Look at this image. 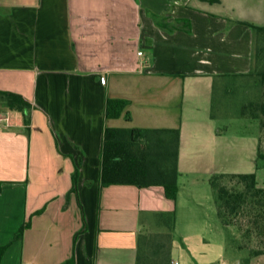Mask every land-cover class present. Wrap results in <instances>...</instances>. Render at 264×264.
Returning <instances> with one entry per match:
<instances>
[{
    "label": "crops",
    "instance_id": "crops-1",
    "mask_svg": "<svg viewBox=\"0 0 264 264\" xmlns=\"http://www.w3.org/2000/svg\"><path fill=\"white\" fill-rule=\"evenodd\" d=\"M253 26L264 0H0V91L32 104L29 131L0 106V264H264L236 247L209 185L254 173L264 189L258 132L220 131L214 112L253 69ZM108 98L129 100L130 121L105 117ZM106 128L179 130L175 201L101 186Z\"/></svg>",
    "mask_w": 264,
    "mask_h": 264
},
{
    "label": "trees",
    "instance_id": "trees-1",
    "mask_svg": "<svg viewBox=\"0 0 264 264\" xmlns=\"http://www.w3.org/2000/svg\"><path fill=\"white\" fill-rule=\"evenodd\" d=\"M211 4L219 0H201ZM156 25L174 31L183 29L190 32L188 21L176 20L172 24L166 19L151 14ZM254 33L253 69L246 75L231 78L254 77L258 89L256 101L242 106L240 115L255 120L259 124L256 168L264 167V27H252ZM130 102L127 99L108 98L105 104V117L117 119L122 114L130 121L126 111ZM0 106L8 111L19 113L29 131L32 104L19 94L0 91ZM179 152L178 129L106 128L103 133L101 151L100 184L131 185L138 188L159 186L165 197L175 201L178 193L177 160ZM77 171L73 174L71 192L76 191ZM215 197L217 216L224 227H236L240 239L235 241L239 250L248 251V258L264 254V189L259 188L256 176L251 174H215L209 179ZM2 182H0V192ZM37 211L35 215L42 213ZM246 219V224L238 220ZM30 221L24 222L13 241L22 240ZM8 245L0 246V260ZM63 264H73L70 258Z\"/></svg>",
    "mask_w": 264,
    "mask_h": 264
},
{
    "label": "rangeland",
    "instance_id": "rangeland-1",
    "mask_svg": "<svg viewBox=\"0 0 264 264\" xmlns=\"http://www.w3.org/2000/svg\"><path fill=\"white\" fill-rule=\"evenodd\" d=\"M228 90L231 91L230 94L223 96L215 93L214 96V107L217 100L220 101V111L218 107L214 110L217 121L218 129L220 131L232 132V131H244L246 128L249 129L251 134L256 131L259 132V124L255 120H250L249 118L242 117L240 115L242 106L248 102L256 101L258 98V89L256 85V80L254 77L240 78L236 81H227ZM222 100V101H221ZM248 122L250 124H248ZM238 223L242 225L246 224V219L240 218ZM236 231L238 229L235 227Z\"/></svg>",
    "mask_w": 264,
    "mask_h": 264
},
{
    "label": "built area",
    "instance_id": "built-area-1",
    "mask_svg": "<svg viewBox=\"0 0 264 264\" xmlns=\"http://www.w3.org/2000/svg\"><path fill=\"white\" fill-rule=\"evenodd\" d=\"M137 54H138L139 56L142 55V53H141L140 51H139ZM101 82H102V83L105 82V78H104V77L101 78ZM0 122H1V119H0ZM25 264H29V263H25ZM171 264H178V262H176V261H172ZM213 264H232V263H228V262H220V263H213ZM233 264H237V263H233Z\"/></svg>",
    "mask_w": 264,
    "mask_h": 264
}]
</instances>
